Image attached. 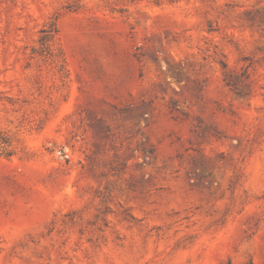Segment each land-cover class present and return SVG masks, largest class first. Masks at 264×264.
Listing matches in <instances>:
<instances>
[{
    "label": "rangeland",
    "instance_id": "rangeland-1",
    "mask_svg": "<svg viewBox=\"0 0 264 264\" xmlns=\"http://www.w3.org/2000/svg\"><path fill=\"white\" fill-rule=\"evenodd\" d=\"M0 264H264V0H0Z\"/></svg>",
    "mask_w": 264,
    "mask_h": 264
}]
</instances>
